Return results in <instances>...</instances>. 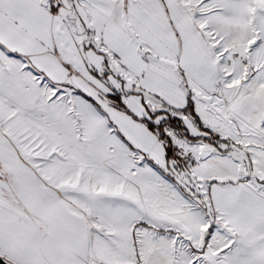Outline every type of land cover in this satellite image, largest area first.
<instances>
[{"label": "snow or ice", "instance_id": "snow-or-ice-1", "mask_svg": "<svg viewBox=\"0 0 264 264\" xmlns=\"http://www.w3.org/2000/svg\"><path fill=\"white\" fill-rule=\"evenodd\" d=\"M0 264H264V0H0Z\"/></svg>", "mask_w": 264, "mask_h": 264}]
</instances>
